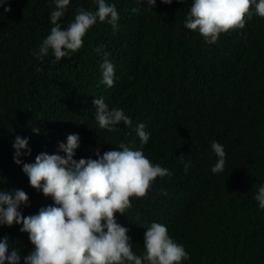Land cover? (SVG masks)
Masks as SVG:
<instances>
[{"label": "trees", "instance_id": "trees-1", "mask_svg": "<svg viewBox=\"0 0 264 264\" xmlns=\"http://www.w3.org/2000/svg\"><path fill=\"white\" fill-rule=\"evenodd\" d=\"M8 2L9 12L0 6V190L26 192L22 215L53 201L14 163L12 139L29 137L30 154L21 160L33 162L78 133L74 158H96V149L103 154L123 143L171 172L144 197H130L125 214H114L135 253L143 252V234L156 221L188 252L180 264H264V209L254 199L264 183V17L252 10L243 28L209 44L184 26L191 0H156L153 9L146 0H107L119 13L117 30L97 20L78 50L53 62L51 50L42 60L33 55L50 31L53 0ZM96 7L94 0H70L58 22L67 27L78 9ZM103 59L118 72L107 92L99 82ZM94 96L115 101L132 123L101 129ZM139 122L150 133L143 145ZM212 140L226 153L218 173L211 171ZM182 161H191L187 170ZM19 229L0 225V237H8L23 264L33 245Z\"/></svg>", "mask_w": 264, "mask_h": 264}, {"label": "clouds", "instance_id": "clouds-1", "mask_svg": "<svg viewBox=\"0 0 264 264\" xmlns=\"http://www.w3.org/2000/svg\"><path fill=\"white\" fill-rule=\"evenodd\" d=\"M94 2L97 5L94 11L78 9L67 27L62 28L58 21L70 0H53L50 31L33 55L42 60L51 50L53 62L61 57L67 59L83 45L82 38L97 20L117 30L119 13L115 5L107 0ZM161 2L171 4L172 0ZM146 4V9H153L156 0H146ZM0 6L3 13L11 10L8 0H0ZM252 10L264 17V0H191L184 26L212 44L219 34L243 28L246 19H251ZM103 56L107 57L108 53L104 52ZM117 73V67L114 69L108 59L102 60L99 82L108 87L105 92L116 87ZM114 102L106 103L102 96L93 98L94 118L101 129L112 131L119 122L125 126L132 123L123 109L113 106ZM144 129L143 122L135 125L142 145L150 135ZM28 141L29 137L20 135L12 139L13 161L22 165L29 185L50 197L53 203L40 207L35 214L22 215L21 206L28 204L26 192L19 188L0 190V225H20L19 230L27 232L33 245L23 256V264H180L189 258L183 244L168 234L166 225L156 221L143 234V252L135 253L128 229L114 215L125 214L131 207L130 197H144L157 177L171 175L167 167L151 162L142 148L132 149L121 143L103 154L96 149V158L77 159L74 154L79 146V134L69 133L65 141L58 142L57 152L41 151L33 162H23L21 156L30 154ZM210 147L217 157L211 171L221 172L225 165L224 146L212 140ZM182 162L187 170L191 161ZM254 199L264 209V183L258 186ZM0 264H21V253L13 247L10 249L7 236L0 237Z\"/></svg>", "mask_w": 264, "mask_h": 264}]
</instances>
